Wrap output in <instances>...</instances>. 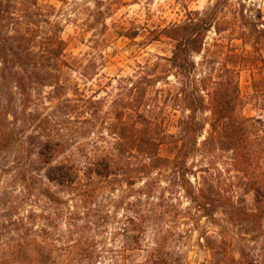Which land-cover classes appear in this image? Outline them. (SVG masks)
Returning a JSON list of instances; mask_svg holds the SVG:
<instances>
[{
    "label": "rangeland",
    "instance_id": "1",
    "mask_svg": "<svg viewBox=\"0 0 264 264\" xmlns=\"http://www.w3.org/2000/svg\"><path fill=\"white\" fill-rule=\"evenodd\" d=\"M217 3L220 31L213 27L207 33L191 76H176L169 62L175 43L165 28L185 21L191 10L204 14ZM9 5L16 17L14 26L23 27L28 36L26 65L39 78L26 114H20L16 89L0 84V242L12 245L15 264L48 258L58 264L110 262L121 256L119 226L137 215H143L147 224L138 243L128 240L133 248L126 253L129 261L144 260L160 239L165 250L185 264H213L207 246L210 236L216 242L224 237L233 247L243 243L254 247L258 264H264V234L256 241L246 234L243 240V230L228 222L224 208L215 211L216 223L211 222L177 180L162 173L166 168L161 163L144 169L137 150L125 152V160L126 155L130 158L123 165L126 173L110 177L87 173L96 158L118 151L115 131L130 135L142 129L138 110L152 116L145 134L170 141V134L179 133L181 119L189 114L182 88L192 89L206 79L207 90L201 87L206 94L225 65L238 70L243 112L264 134V33L258 32L264 29V0H9ZM59 37L62 55L55 50ZM122 108L121 126L116 112ZM198 115L205 127L198 140L201 149L188 159L193 185L213 184L254 207L255 192L234 168L231 152L217 144L202 147L211 131V112L205 107ZM46 138L63 143L53 163L68 161L79 167L75 183L52 182L45 175L46 163L30 162L28 152L37 151ZM161 148L160 154L172 155L170 144ZM22 166L30 172L26 179ZM45 190L64 203H53ZM29 230L38 232L35 238L41 244H51L44 255L28 252L34 237L26 234ZM92 240L97 254L80 249ZM5 264L14 263L10 259Z\"/></svg>",
    "mask_w": 264,
    "mask_h": 264
},
{
    "label": "trees",
    "instance_id": "2",
    "mask_svg": "<svg viewBox=\"0 0 264 264\" xmlns=\"http://www.w3.org/2000/svg\"><path fill=\"white\" fill-rule=\"evenodd\" d=\"M219 8L220 4L217 3L206 10L204 14L200 10H191L188 12L185 21L174 23L170 28H165L167 35L175 43L169 62L171 68L176 71L174 73L176 76L189 77L196 70L195 55L203 50L207 33L213 27L220 31L217 20H215ZM10 9L9 0H0V84L12 85L13 91L16 89L14 93L18 94L21 106L20 114H26L32 101L33 85L38 82L39 78L26 65L30 52L28 36L22 31L23 27L17 29L14 26V18L16 19V17ZM258 32L264 33V29L260 28ZM62 43L63 39L57 38L55 50L60 55L63 53ZM222 70L221 77L214 82L216 86L206 94L202 93V90H207L205 86L206 79H200L199 84H193L192 89L182 88L181 94L189 114L181 119L179 133L177 135L170 134V141H165L163 137L156 138V136L149 133L145 134L143 130L147 126H151L148 123H152V116L145 111L138 110L137 119L142 125V129L130 135L122 132L123 129H121V132L115 131L114 133L119 137V146L116 148L118 151L116 153L108 152L96 158L87 167V173L95 174L98 177H110L111 175L126 173L123 165L129 163L130 158L126 155L125 160V152L131 154L132 151L137 150L142 156L141 163L144 169L161 163L166 168L162 173L167 177H171L170 180L176 179L178 185L185 190L191 200L197 203L204 216H207L211 222L216 223L215 211L218 208H224L228 216V222L243 230L242 239L245 240L243 237L246 234H251L252 240L256 241L264 234V134H262L256 120L246 116L243 112L238 70L228 65H225ZM201 81L203 82L202 85ZM201 87H203L202 90ZM205 95L209 96L208 101ZM205 107L211 112V131L203 140L202 147L217 144L219 145L218 149L231 152L230 158L234 168L244 174L248 185L255 192L254 207H249L245 198L234 200L231 196L225 195L221 191L222 189H216L213 184L208 186L202 183L197 187L191 181L190 174L194 172H191L188 159L201 149L198 140L205 124L198 113ZM16 112L17 110L13 112L14 115H16ZM124 115L123 108L117 110L116 120L121 123V126ZM15 117L18 118V115ZM164 143L170 144L171 156L160 154ZM62 145L63 143L59 139L46 138L40 143L37 151L28 152V157L30 162L38 159L48 165L45 174L48 180L57 182L59 185L69 186L80 177V169L74 162L58 161L53 163V159L61 153ZM122 145L127 147L124 149ZM153 146L156 147L154 152ZM33 155L36 158H33ZM127 158L129 159L127 160ZM123 162L125 163L123 164ZM22 167L25 172L24 179H26L30 172L29 169ZM146 186H148L147 183ZM145 187H142L141 190ZM46 191L45 195L53 203H64L61 198L52 194L49 190ZM81 195L82 200L86 199L85 193ZM87 195L89 196V194ZM145 224H147V221L143 215L128 217L126 221H123L119 226L120 232H117L123 237L120 247L121 256L116 255L110 262L98 261L97 264H185L184 260L175 258L170 252H167L165 244L160 239L155 241V246L148 251L149 254L144 260L140 262L129 261L126 253L133 248L129 247L128 240L131 239L133 242L138 243L145 231ZM32 231L33 234L30 233V230L29 232L26 231L27 235L28 233L34 235L30 240L32 247L28 249V252L38 251L43 254L51 244H48V242L44 244V241L42 244L38 242V239L35 238L36 235H39L38 232ZM136 232L138 234H135ZM91 237L92 235L89 238L91 239ZM89 238L87 242L85 241L86 244L89 242ZM160 238H162V235ZM207 239V246L213 254V264L259 263L255 248L246 243L238 244L237 248L233 247L234 244L232 243L231 245L227 244V239L224 237L218 242L210 236H207ZM18 247L23 246L18 244ZM139 248L142 249V247ZM80 249L83 251L88 250L91 254H97L93 240L91 245L86 248L80 247ZM13 253L11 244L0 242V264H5L10 259L15 264L17 260L14 257L12 258ZM46 257L48 258L47 253ZM60 263L65 264L64 262ZM29 264H58V262L56 260L51 261L48 258L46 260L30 261ZM88 264L95 263L92 261Z\"/></svg>",
    "mask_w": 264,
    "mask_h": 264
}]
</instances>
